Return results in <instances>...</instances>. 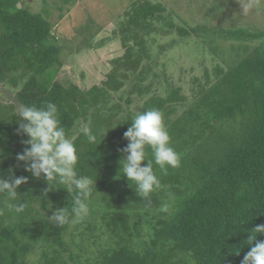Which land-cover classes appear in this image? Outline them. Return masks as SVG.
Here are the masks:
<instances>
[{
  "label": "trees",
  "instance_id": "1",
  "mask_svg": "<svg viewBox=\"0 0 264 264\" xmlns=\"http://www.w3.org/2000/svg\"><path fill=\"white\" fill-rule=\"evenodd\" d=\"M19 1L0 0V83L16 89L15 102L0 101V176L7 180L11 172L28 182L19 187L17 200L0 193V264H241L251 229L264 224V30L219 31L239 47L229 63H214L192 77L189 99L144 65L156 61L147 35L157 23L162 29L176 26L164 20L162 3L135 0L121 14L124 53L112 60L101 83L82 90L56 79L67 46L51 33L48 9L34 12ZM176 29L181 36L197 31ZM252 40L249 49L245 43ZM150 72L163 92L148 96L140 113H163L182 159L167 175L154 164L163 187L144 200L120 170V150L128 143L124 132L136 114H123L118 102L110 103L120 90L140 97L151 92ZM47 102L57 105L61 126L75 136L78 175L95 181L90 213L76 225L48 221L58 208L71 213L66 186L54 185L45 194L43 176L33 178L16 160L27 139L17 135L16 108ZM178 104L184 107L180 113ZM84 126L97 143L88 142ZM18 202L26 204L22 213L8 207ZM166 202L167 213L160 210Z\"/></svg>",
  "mask_w": 264,
  "mask_h": 264
},
{
  "label": "rangeland",
  "instance_id": "2",
  "mask_svg": "<svg viewBox=\"0 0 264 264\" xmlns=\"http://www.w3.org/2000/svg\"><path fill=\"white\" fill-rule=\"evenodd\" d=\"M66 1L20 0L19 4L26 7L28 5L34 12L48 9L46 16L52 24L51 33L67 46L64 64L56 79L73 83L86 90L101 83L105 78L104 74L112 67V60L124 53L126 45L121 38V27L124 23L121 14L135 0ZM150 1L162 3L165 7L164 20L172 21L176 27L170 28L167 25L162 29L161 23H157L156 30L147 35L150 53L156 59V63L144 61V65H151L161 81L166 80L170 86L179 87L181 93L189 99L192 77H201L202 69L206 67L209 70L214 63L220 62L222 65L229 63L236 48L239 47V41L225 40L219 31L239 27L253 32L264 30V0ZM244 2H251L254 5L247 13L241 10V3ZM117 21H121V24L117 25ZM177 27L197 28V31L181 36L177 32ZM132 42L130 40L126 44ZM249 42L245 45L251 49L256 42L255 40ZM211 51L219 52L221 58L210 54ZM151 76L152 73H148L153 85L151 92L140 97L135 93L128 96L120 90L112 93L110 104L118 102L123 114L140 113V108L148 96L163 92L162 83H156ZM129 83L126 82L123 89H126ZM15 91L11 85L0 83V101L15 102ZM127 97L130 99L129 103L125 102ZM183 109L184 107L177 105L178 113Z\"/></svg>",
  "mask_w": 264,
  "mask_h": 264
},
{
  "label": "clouds",
  "instance_id": "3",
  "mask_svg": "<svg viewBox=\"0 0 264 264\" xmlns=\"http://www.w3.org/2000/svg\"><path fill=\"white\" fill-rule=\"evenodd\" d=\"M253 7L251 2L241 3L244 13ZM16 111L19 116L17 135L27 137L22 141L25 145L23 152L16 155L18 166L19 162H23V169L35 179L43 176L48 185L45 194L54 185L66 186L67 193L72 194L71 213L58 208L48 216V221L56 227L81 223L90 213L89 202L95 181L77 173L79 155L74 143L75 136L66 133L61 126L55 103L47 102L40 107L21 104ZM131 121V126L124 132L128 143L120 150L125 154L120 160V170L128 181L135 183L139 196L150 200L151 195L163 187L154 164L162 175H167L169 168L177 169L181 166L182 155L172 147L171 135L161 111L149 109L136 114ZM82 132L89 143H97V135L89 127H82ZM147 149H151L152 159L148 158ZM145 160L148 163L142 166ZM27 182L28 177H16L11 172L7 180L0 176V193L7 192L10 200H17L19 187ZM8 207L22 213L26 204L10 203ZM169 207L166 202L161 205L160 210L167 213ZM257 236H264V224L251 229L246 240L249 250L241 264H264V240H257Z\"/></svg>",
  "mask_w": 264,
  "mask_h": 264
}]
</instances>
